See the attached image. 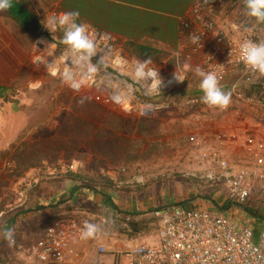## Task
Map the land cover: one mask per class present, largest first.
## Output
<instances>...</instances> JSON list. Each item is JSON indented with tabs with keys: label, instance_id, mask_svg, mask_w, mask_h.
<instances>
[{
	"label": "crops",
	"instance_id": "crops-1",
	"mask_svg": "<svg viewBox=\"0 0 264 264\" xmlns=\"http://www.w3.org/2000/svg\"><path fill=\"white\" fill-rule=\"evenodd\" d=\"M195 1L13 0L37 18L40 31L35 39L6 10H0V264H41L36 244L46 228L59 219H87L98 228L97 235L71 243L76 255L68 264H117L122 249L157 245L159 220L155 212L180 205L213 212L219 206L220 214L232 218L240 214L243 224L259 236L264 229V198L258 184L252 186L247 207L241 208L229 204L222 194L213 200L199 194L198 188L201 192L207 189L200 185L202 175L184 174L187 190L175 181L167 187H154L136 172L119 174L112 166L94 168V148L89 151L93 156L80 159L78 154L83 151L77 148H88L82 139L83 119L95 131L94 137H98L100 127L115 132L114 126L77 114L73 109L76 100L89 94L75 95L32 58L39 36L50 37L55 29L49 26V17L78 12L68 25L95 29L128 52L144 48L153 52L150 58L192 65L195 59L190 58L182 22L190 17ZM214 1L216 24L231 34L234 42L249 37L264 43V22L246 14V0ZM57 33L64 37L62 28ZM150 58L146 60L153 63ZM239 71L231 70L221 88L231 94V86L237 84L243 95L264 99V74L251 84L241 79ZM199 85L200 80L189 74L179 89L159 100L199 97L202 103L204 93ZM184 87L196 92L187 96L181 91ZM217 108L230 113L223 117L226 122L220 129L216 127L223 123L209 117L206 153H218L240 166L264 169V112L244 106L232 94L227 111ZM209 126L217 131L211 132ZM220 135L226 140L220 142ZM251 138L259 160L247 153ZM7 162L12 168L6 167ZM53 171L57 175L48 176ZM215 171L221 173L219 168ZM24 179L39 180L28 189L26 205L20 203L19 184ZM8 229H14L15 243L11 246L2 238ZM100 248L105 251L100 252Z\"/></svg>",
	"mask_w": 264,
	"mask_h": 264
},
{
	"label": "built area",
	"instance_id": "built-area-1",
	"mask_svg": "<svg viewBox=\"0 0 264 264\" xmlns=\"http://www.w3.org/2000/svg\"><path fill=\"white\" fill-rule=\"evenodd\" d=\"M215 11L214 0H196L190 17L182 22L190 58L195 59L189 74L201 81L195 71L199 67L205 72L215 73L222 85L230 71L239 68L241 79L253 84L255 78L262 73L252 70L244 63L241 45L245 42L260 43L249 37L234 42L231 34L217 26ZM58 18V15L49 17L48 24L55 29L50 37L39 36L32 58L38 66L43 67L75 95L95 93L103 106L132 113L139 118H154L175 107L187 109L200 103L199 97L159 100L180 88L182 83H177L174 79L178 70L161 69L129 53L116 40H106L99 31L83 26L85 34L93 44L92 53L84 58L81 53L75 52L63 42L64 37L58 36L57 32L61 28L65 34L69 27L59 25L56 21ZM238 29V26H233L234 31ZM146 61L148 63L143 71H157L158 78L162 81L160 90H157L158 82H154L152 78L142 79L136 75L139 65ZM189 74H185V82ZM230 92L244 106L264 112L263 98L243 95L237 84L231 86ZM218 139L223 142L226 136L220 135ZM191 141L201 144L198 138H191ZM253 146L254 140L251 138L248 140L247 153L257 160L259 156ZM203 160L208 164L218 165L221 173L210 170L201 176L202 180L212 184L223 178L228 180L226 200L229 204L242 208L247 206L252 195V186L256 182L264 198V169L252 165H232L218 153H206ZM5 165L12 168L10 162ZM56 175L54 171L48 174ZM38 181L24 179L19 184L22 205L27 204L28 189ZM215 209L217 212L180 205L172 209L158 210L155 212L159 220L158 244L132 246L119 254L125 255L129 264H264V229L256 236L254 229L243 224L241 218L220 214L218 206ZM85 223L90 221L59 219L49 225L36 244L35 254L38 261L41 264H68L76 255L71 243L86 240L82 237ZM104 251V248H100V252Z\"/></svg>",
	"mask_w": 264,
	"mask_h": 264
},
{
	"label": "rangeland",
	"instance_id": "rangeland-1",
	"mask_svg": "<svg viewBox=\"0 0 264 264\" xmlns=\"http://www.w3.org/2000/svg\"><path fill=\"white\" fill-rule=\"evenodd\" d=\"M150 60L161 69L175 68L181 71L184 64H173L172 61L166 62L164 58L158 56L152 57ZM41 69L47 74L43 67ZM181 91L189 96V87H184ZM88 97L101 107L103 106L95 93H89ZM209 107L203 101L193 108L175 107L171 111L162 112L152 119H143L132 113L119 112L103 106L109 113L107 115V118H109L108 123L110 126H114L115 132L100 127L97 132L98 137H94L95 131L90 127V123L83 119L82 139L84 145L87 144L89 149L78 147L77 149L83 151L78 154L79 158L85 160L93 156V153H89V151L94 148V168L112 166L114 167L112 170L119 174L136 172L138 176L145 177L146 180L148 178L147 184L154 187H160L164 184L167 187L168 182L175 181L180 183V188L184 186L181 189L187 190V185H184L186 178L182 177L184 174L191 172L195 176L197 174L203 176L206 172L215 171L219 168L218 165L208 164L203 160L204 154L209 152V148H207V126L210 122L209 117H211L213 121L216 119L217 123H223L216 128H223L226 122L223 117L230 111L221 113L217 107H211L210 109ZM211 128L209 126V129ZM216 128H212L211 132H216ZM197 135L201 142L200 145L191 141V138H196ZM92 139H94L93 146H90ZM112 161L114 162L111 164ZM230 162L232 165H239L234 161ZM246 166L251 167V165ZM202 181L203 183L200 182V185L207 187V189H203L201 192V189L198 188L197 192L207 199H216V194H222L224 197L228 194L227 179L223 178L215 184L205 180ZM256 184L258 183L256 182ZM243 207L247 206L244 205ZM239 215L237 217L240 218ZM124 250L122 249L120 252ZM119 255L117 264H129V260L125 255Z\"/></svg>",
	"mask_w": 264,
	"mask_h": 264
},
{
	"label": "clouds",
	"instance_id": "clouds-1",
	"mask_svg": "<svg viewBox=\"0 0 264 264\" xmlns=\"http://www.w3.org/2000/svg\"><path fill=\"white\" fill-rule=\"evenodd\" d=\"M13 7V0H0V10H6ZM246 14L255 17L257 21L264 22V0H246ZM78 12L62 14L58 20L59 25L69 24V20L73 16H78ZM52 21H49L51 23ZM63 42L67 44L75 52L81 53L84 58L93 51V44L85 34V30L80 26H72L66 29ZM241 56L244 63L252 70L264 74V43L256 44L245 42L241 45ZM148 62L140 64L136 70L138 78H152L154 82H158L157 90H160L162 81L158 78L155 70H149L147 73L143 71ZM191 71V65L184 63L182 70L174 74L177 83L185 80V74ZM196 74L201 77L200 89L204 93L203 101L210 107L227 108L231 101V94L226 93L220 86L218 77L215 73L205 72L199 67L196 68ZM98 231L94 224L85 223L82 237L91 238ZM3 240L7 241L9 246L15 243L14 229H8L2 235Z\"/></svg>",
	"mask_w": 264,
	"mask_h": 264
},
{
	"label": "trees",
	"instance_id": "trees-1",
	"mask_svg": "<svg viewBox=\"0 0 264 264\" xmlns=\"http://www.w3.org/2000/svg\"><path fill=\"white\" fill-rule=\"evenodd\" d=\"M6 11L10 15V17H12L21 25V27L24 29V31H26V33L29 34L30 37L34 39L38 37L40 25L37 21V18L26 11L22 7V5L13 3V7L6 9ZM133 54L143 60H146L153 55V52L148 49L138 48L134 51ZM192 92H196V90H192L191 88H189L188 95L192 96ZM73 109L77 114L82 115L83 117L94 122L104 124H107L109 122V118H107V115H109V113H107V111L103 107L92 101L87 96L78 98L73 106Z\"/></svg>",
	"mask_w": 264,
	"mask_h": 264
}]
</instances>
